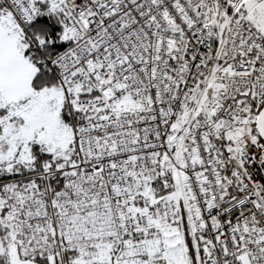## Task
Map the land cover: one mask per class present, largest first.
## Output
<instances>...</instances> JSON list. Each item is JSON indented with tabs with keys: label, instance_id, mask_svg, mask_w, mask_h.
Segmentation results:
<instances>
[{
	"label": "snow or ice",
	"instance_id": "1",
	"mask_svg": "<svg viewBox=\"0 0 264 264\" xmlns=\"http://www.w3.org/2000/svg\"><path fill=\"white\" fill-rule=\"evenodd\" d=\"M0 264H264V0H0Z\"/></svg>",
	"mask_w": 264,
	"mask_h": 264
}]
</instances>
